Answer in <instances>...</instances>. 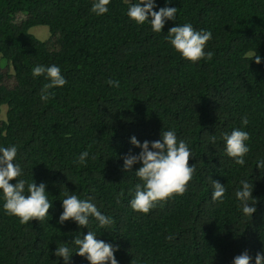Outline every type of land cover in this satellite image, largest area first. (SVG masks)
<instances>
[{"label": "trees", "instance_id": "trees-1", "mask_svg": "<svg viewBox=\"0 0 264 264\" xmlns=\"http://www.w3.org/2000/svg\"><path fill=\"white\" fill-rule=\"evenodd\" d=\"M136 2V0H133ZM176 7V21L162 33L137 25L126 0H111L97 17L92 0H0V145H16L17 162L28 182L45 183L53 207L42 221L21 224L6 214L0 199V264H63L54 251L86 235L69 220L58 223L65 192L91 197L114 223L105 230L90 222L97 238L119 245V264H232L244 251L264 250V0H156ZM191 23L212 33L205 51L211 60L192 63L168 43L176 24ZM49 28L46 40L29 29ZM262 63L248 58L255 51ZM37 64H56L67 79L47 103L39 92L48 81L33 78ZM119 81V87L107 81ZM249 123L246 164L224 153L222 133ZM173 129L188 143L195 173L183 195L144 214L129 206L139 181L123 170L122 157L138 154L130 144L160 139ZM217 137L211 142V136ZM87 150L86 164L76 163ZM226 187L222 203L212 202L209 178ZM254 185L251 217L235 198L239 182ZM15 183V180L10 181ZM71 264H89L73 251Z\"/></svg>", "mask_w": 264, "mask_h": 264}, {"label": "clouds", "instance_id": "clouds-1", "mask_svg": "<svg viewBox=\"0 0 264 264\" xmlns=\"http://www.w3.org/2000/svg\"><path fill=\"white\" fill-rule=\"evenodd\" d=\"M128 9L127 17L137 25L150 26L153 33H162L169 21H176V7H158L156 0H126ZM111 0H92L90 11L97 17L109 12ZM171 0H165L168 5ZM168 43L180 54V56L192 63L202 59L211 60L213 53L205 51L206 44L212 39V33L204 29H195L191 23L176 24L167 33ZM248 58L257 65L262 63L261 56L255 51L250 52ZM33 78L44 77L48 82L40 89V100L47 103L54 97L53 89L62 88L67 84V79L62 74L61 68L56 64H37L32 67ZM112 87H119V81L108 80ZM247 117L241 118V128H234L230 133H222L220 139L223 141L224 153L227 157L241 167L246 164L245 157L250 148L247 144L250 136L247 131L242 130L248 125ZM217 137L211 136L214 144ZM130 144L139 148L138 154H132L131 150L125 154L123 159V170L133 172V166L140 164L133 173L139 181L135 184L129 206L132 210L147 214L158 204L166 202L173 195H183L187 190L188 183L192 180L196 171L195 165H189L192 157L188 143L179 139L173 129L161 131L160 139L155 141L145 140L141 143L135 136L130 137ZM18 148L16 145H0V199L3 200V210L10 216L19 218L21 224H28L32 220L42 221L49 216V209L53 207V201L49 200V193L45 183L38 185L33 181L19 179L24 170L17 162ZM89 158L87 150L81 152L76 160L79 165H84ZM256 168L264 169V159L258 158ZM212 186V202L222 203L226 193V187L218 180L209 178ZM15 180V183L10 181ZM254 185L247 179L239 182L235 190V198L239 202L238 207L242 214L251 217L256 212V199L253 197ZM62 199V212L58 223L73 221L80 228H87L86 235L79 234L71 242L75 249L67 246V242L57 246L54 255L63 259V264H71L73 251L84 257L89 264H119L115 253L119 251V245L109 243L102 239L96 231L89 230L91 221L96 222L99 229H109L114 220L99 210L91 197L81 198L75 192H65ZM253 257L248 251L233 258L232 264H251ZM57 264L59 262L57 261ZM254 264H264V250L257 252Z\"/></svg>", "mask_w": 264, "mask_h": 264}, {"label": "rangeland", "instance_id": "rangeland-1", "mask_svg": "<svg viewBox=\"0 0 264 264\" xmlns=\"http://www.w3.org/2000/svg\"><path fill=\"white\" fill-rule=\"evenodd\" d=\"M29 31L40 40H46L49 36V28L45 25H36L29 29ZM7 106H1L0 120L5 119Z\"/></svg>", "mask_w": 264, "mask_h": 264}]
</instances>
